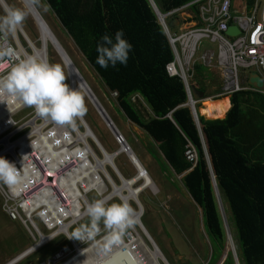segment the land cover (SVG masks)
I'll return each mask as SVG.
<instances>
[{
    "label": "built area",
    "instance_id": "2783aa9c",
    "mask_svg": "<svg viewBox=\"0 0 264 264\" xmlns=\"http://www.w3.org/2000/svg\"><path fill=\"white\" fill-rule=\"evenodd\" d=\"M234 5L235 0H190L165 12L158 10L156 15L173 55L165 70L168 76L180 78L187 94L185 105L196 112L198 103L205 99L194 100L190 90V79L196 63L206 70L215 69L218 72L219 92L210 97H230L233 93L246 90L264 94V90L248 83L251 72L264 79V0H255L251 6H248L247 0H241L239 9ZM173 20L177 23L171 27L169 23ZM232 25L238 30L227 35L226 30ZM14 41L12 43L6 36L0 35V53H6L0 54V77L24 58L17 44L18 41L22 47L21 42L17 37ZM14 46L18 48L17 51ZM66 68L70 75L67 65ZM79 82L85 83L83 80ZM79 90L87 95L90 103L103 116L119 145L109 155H116L119 150L127 156L131 154L125 137L95 95L92 99L84 87L80 86ZM109 93L113 98L118 96L117 91L109 90ZM130 100L133 103L139 100L143 102L139 94H133ZM28 107L11 99L5 104L0 103V155L16 162L18 168L23 158V169L28 170L29 176L15 195L7 186L0 185L1 208L10 220L19 221L33 239L29 247L7 264H20L52 245L56 248L49 255L28 264H170L153 254L155 247L138 232L135 234L138 237H132L133 243L130 242L126 235L130 234L132 227H129V232H124L119 243L113 244H108L104 239L106 231L102 225L91 240L81 241L70 237L87 218L85 208L90 203L87 195L94 192L98 199L103 198L112 187L113 176L108 170L114 171L117 177L120 173L111 163L100 164L107 151L93 134V137L86 136L85 141L79 138L77 131H87L84 118L83 122L78 119L77 127L73 129L68 125L56 124L31 107L30 112L16 120L15 117ZM202 145L206 153L203 139ZM184 155L192 169L198 155L190 142ZM205 155L208 158L207 153ZM94 164L98 166L93 167ZM212 178L214 180V175ZM113 181L116 182L115 179ZM132 204L137 207L134 201ZM35 219L47 233L39 228ZM131 243L130 251L125 245ZM119 247L127 253L123 257L117 255Z\"/></svg>",
    "mask_w": 264,
    "mask_h": 264
},
{
    "label": "trees",
    "instance_id": "16d2710c",
    "mask_svg": "<svg viewBox=\"0 0 264 264\" xmlns=\"http://www.w3.org/2000/svg\"><path fill=\"white\" fill-rule=\"evenodd\" d=\"M44 1L103 84L118 92L117 102L126 117L154 140L163 168L183 174L191 167L184 155L186 145L190 142L195 147L197 163L181 180L204 219L212 260L221 257L227 238L211 183L214 175L235 226L239 264H264V94L246 90L233 93L230 101L227 95L210 98L199 106L197 124L185 105L182 81L165 70L173 55L149 0ZM188 1L154 0L161 12ZM254 1L247 0L248 6ZM121 29L132 44L127 64L101 68L96 63L97 42L103 34L114 36ZM204 70L196 63L193 76L203 75ZM193 76L190 85L203 92ZM133 94H139L149 107L147 119L130 100ZM221 264H235L232 250Z\"/></svg>",
    "mask_w": 264,
    "mask_h": 264
},
{
    "label": "rangeland",
    "instance_id": "374dc122",
    "mask_svg": "<svg viewBox=\"0 0 264 264\" xmlns=\"http://www.w3.org/2000/svg\"><path fill=\"white\" fill-rule=\"evenodd\" d=\"M6 2L10 3L11 6H23L21 0H6ZM33 5H35L38 11L41 12V18L44 19L50 31L64 49L68 59L79 71L80 77H78V79L83 80L86 85H88L91 92L95 95L98 102L105 108L115 126L118 128L122 136L125 137L139 161L148 171V175L153 180L155 189L150 187L143 188L136 196V199L139 202L137 207L139 208L140 205L142 211L140 217L141 223L165 259L170 264H219L223 255L228 251L232 250L237 256L238 245L235 239V226L231 219L229 207L225 201L221 199L220 194L217 193V198L219 197L220 200H218V208H220L219 210L222 213L227 238L221 257L217 260H212L213 247L206 237L204 219L202 218L198 206L192 200L189 193H187L181 180L182 175H177L169 169L163 170L161 161L154 153V144H152V142L150 143L147 137L137 135L133 131L132 125L129 123L117 102V98L110 96L108 88L103 84L82 52L74 44L73 40L47 3L44 0H36ZM240 5L241 0H235L234 7L239 9ZM0 14H2V9H0ZM21 28L28 37H26V40H30L28 43L18 31H16V36L13 34L7 35V39L14 43V38L17 37L21 42L25 53H28L29 55L33 54L32 49L29 47L32 43L34 47L33 49H42L45 60L52 63H61L68 75L66 64L60 56L57 48H55L51 42H48L46 46H43L39 40V30L31 13H29ZM25 30H27L30 35H28ZM14 50L17 51L18 48L14 46ZM194 78H197L200 82V85L203 88V97L205 99L208 100L213 98L210 96L219 92L220 79L217 70H204L203 75ZM65 82L69 84V75ZM80 92L82 93L87 106V112L83 117L86 124L92 130L93 134L104 149L108 152H114L119 148V145L116 143L113 133L106 126L104 119L102 118L103 116H101L93 104L90 103L87 95L82 91ZM207 100L202 102H206ZM198 104L199 105L196 106L197 110L202 103L199 102ZM135 105L144 119H147L151 115L147 105L145 107L140 101L136 102ZM31 109V107L23 109L15 119H20L30 112ZM198 115L200 114L198 113ZM203 117L205 119H210L205 116ZM114 162L119 172L122 173L123 178H130L135 174V168L124 152L116 155ZM108 171L110 172L111 170ZM110 175L113 176V180L115 179L117 182L114 181L116 183L114 185L120 184L121 179L119 181L114 171L110 172ZM212 181L216 182L215 178L214 180L212 178ZM137 182L140 183L141 180ZM115 195L116 193L113 194V196ZM87 196L90 202L98 199V196L94 192L89 193ZM114 199L119 198L118 196L113 197L109 202ZM128 201L137 202L135 199H129ZM1 203L2 201L0 197V264H7L11 258L29 247L33 243V239L28 235L27 231L22 227L19 221L10 220L6 216L2 211ZM131 205L133 208L137 209L134 204L131 203ZM138 210L139 209L136 211ZM35 221L39 228L44 233H47L41 223L36 219ZM87 222L88 218H85L82 224H86ZM129 231V228L125 230L126 233ZM144 234L142 235L141 233L142 237L145 240L147 238L150 241L151 239L149 236L146 235V233ZM54 248L56 247L53 245L49 246L20 264H28L29 262H35L37 259L44 258L49 255Z\"/></svg>",
    "mask_w": 264,
    "mask_h": 264
},
{
    "label": "clouds",
    "instance_id": "9594fccd",
    "mask_svg": "<svg viewBox=\"0 0 264 264\" xmlns=\"http://www.w3.org/2000/svg\"><path fill=\"white\" fill-rule=\"evenodd\" d=\"M35 2L36 0H23V6H10L6 0H0V35H14L23 25ZM131 49L132 44L124 37L122 29L117 30L114 36L105 33L96 45V63L101 68L126 65ZM67 76L61 63L29 55L0 77V103L5 104L9 99L19 101L23 105L34 107L37 113L56 124L75 129L78 119L83 122L87 106L82 93L65 82ZM23 163L22 158V165L18 168L16 162L0 155V185L7 186L13 195L20 191L29 178L28 170L23 169ZM85 214L88 222L82 224L70 237L81 241L91 240L102 225L106 231L104 239L108 244L119 243L125 230L138 219L136 209L127 200L119 199L111 202L103 198L95 199L86 205Z\"/></svg>",
    "mask_w": 264,
    "mask_h": 264
},
{
    "label": "bare ground",
    "instance_id": "6f19581e",
    "mask_svg": "<svg viewBox=\"0 0 264 264\" xmlns=\"http://www.w3.org/2000/svg\"><path fill=\"white\" fill-rule=\"evenodd\" d=\"M21 1L23 2V0H21ZM30 13L32 14L33 18L36 21V24H37V27H38V30H39V34H40L39 40L41 41V43L43 44V46H46L48 44V42H51L55 46V48H57L60 51V48H58L57 43L54 42V39H56V38L54 37V35L51 34L52 32L50 33V29H49L48 25L44 23L45 21L44 22L42 21V19L40 18L41 16H39L38 13L36 12V10L34 8V5H32L31 10H30ZM45 25H47V28H48L49 31L47 30V28L45 27ZM16 31H18L19 33H21L23 35V37L25 38V40H26L27 35H25L26 33L24 32V30H22L21 27H19ZM14 35L16 36V32H15ZM29 41L26 40L27 43ZM17 44H18L19 48L21 49L22 54L24 53V56L25 57L29 56L28 53H25V50L24 51L22 50V47L20 46V44H19L18 41H17ZM29 47L32 49V52H33V54H31V56H34L37 59L45 60V58L43 56V53H42L43 52L42 49H40V50L33 49L34 47H33L32 43H31V45ZM59 54L62 57V59L65 62V64L67 65V67L69 69V72L71 73L69 75V86L70 87H73V88H76L77 90H79V87L82 86V87H84L86 89L87 92H89L90 91V88L88 87V85H87V87L85 85H82V84H86V83L79 82L78 77H80V74H77V72L71 66L70 61L66 58V56L63 54V52L60 51ZM89 95L93 99L92 92H91V94L89 93ZM96 103H98V102H96ZM77 134H78V136H79L80 139H83L82 141H85L84 139L86 138V136L93 137L91 135V134H93V132L89 128L88 125H87V131H85V133L83 131H81V132H78L77 131ZM43 137H45L44 134H43ZM56 139H57V137L54 138V140H56ZM66 139H68V137ZM120 152H122V151L119 150L116 155L120 154ZM128 156H129V159L131 160V162H132V164H133V166L135 168V171H136L135 174L133 176H131L130 178H125V177L123 178V176L121 175V173H120V175L117 174L118 177H119V179H121V182L118 185H114L116 183L113 181V178L111 177L112 187H111L110 190L107 191V194L103 197V199L109 200L112 197L118 196V198L120 200H127L128 201L129 199H135L137 201L136 196L138 195V193L143 188L150 187L152 189H155L154 188L155 186H154L153 181L151 180V178L148 175V173L145 172V168L142 167L141 164L138 162L137 158L133 154L131 155L129 153H128ZM112 157H113V155H110L109 156V152L108 151H107V153L104 152V157H103V159H100V164H103L105 162H107L109 164L111 163L112 167L114 168V162L112 161ZM97 166H98V164H94L93 165V167H97ZM139 180H141L140 183L137 182ZM114 193H116L115 196H113ZM132 202L133 201H130L129 203L131 204ZM135 203L138 206V202H135ZM137 209H139L138 211H136V216H137L138 219H137V222L135 224L136 225L138 224V225L136 227H134L132 225L131 226L132 227V230H131L130 234H127L126 235L127 238L130 239V242H132V243H133V240L131 238L132 237H134V238L138 237V236L135 235L136 232H138L139 234L142 233V235L144 233H147V230L144 228V226H143V224L141 223V220H140V217L142 215L141 214L142 211H141L140 206ZM137 229H139V230H137ZM144 236H145V234H144ZM150 239H151V237H150ZM151 240L149 241L150 244H152ZM132 243L131 244H128V245H125V248L131 251L132 250ZM117 250H119V252H118L117 255L121 254L118 257H123L124 254H127L124 251V248H122V247L117 248ZM152 252H153V254L157 255L159 258H165L162 255L161 251L159 249H157V248L153 249Z\"/></svg>",
    "mask_w": 264,
    "mask_h": 264
},
{
    "label": "water",
    "instance_id": "95a60500",
    "mask_svg": "<svg viewBox=\"0 0 264 264\" xmlns=\"http://www.w3.org/2000/svg\"><path fill=\"white\" fill-rule=\"evenodd\" d=\"M149 2H150V4H151V6H152V8H153V10H154V12H155V14L157 15V13L159 12L158 10V7H157V5H156V3L154 2V0H149ZM34 8H35V10H36V12L38 13V15L39 16H41L40 15V13H39V11L37 10V8L35 7V5H34ZM41 18V17H40ZM42 19V18H41ZM42 21L44 22V19H42ZM45 23V22H44ZM177 23V21L176 20H173V21H171L170 23H169V25L171 26V27H173L175 24ZM46 24V23H45ZM45 27L47 28V25H45ZM47 30H48V28H47ZM237 27L236 26H234V25H232V26H230V27H228V29L226 30V34L227 35H232V34H234V33H236L237 32ZM49 31V30H48ZM50 33H51V31H50ZM52 35H53V33H51ZM54 42H56L57 43V46H58V48H60V51H62L63 52V54L66 56V58L68 59V56H67V54L65 53V51H64V49L62 48V46L60 45V43L58 42V40L57 39H54ZM58 50V49H57ZM59 51V50H58ZM59 51V52H60ZM69 60V59H68ZM70 61V60H69ZM70 64H71V66L75 69V71L76 72H79L78 70H77V68L73 65V63L70 61ZM79 74V73H78ZM248 83L252 86V87H254V88H257V89H261V90H264V79L263 78H261L257 73H255V72H251L250 74H249V79H248ZM86 87H87V85L86 84H84ZM190 90H191V93H192V96H193V99L195 100H201V99H203V92H201L200 90H198V89H196L195 88V86L194 85H190ZM89 93L91 94V91H89ZM94 98V97H93ZM100 106V105H99ZM101 107V106H100ZM191 110V113H192V116H193V118H194V121H195V123H197V121H198V119H197V112L196 111H194V109H190ZM101 111L103 112V110L101 109ZM105 117H106V115H105ZM95 137V136H94ZM96 138V137H95ZM205 152V151H204ZM206 154V153H205ZM110 155H113V157H112V161H113V158H114V156H115V153H112V154H110ZM109 155V156H110ZM131 155H132V153H131ZM208 160V159H207ZM208 164H210L209 163V161H208ZM114 168H115V166H114ZM209 168H210V165H209ZM213 176V175H212ZM211 181H212V177H211ZM212 186H213V188H214V191H215V193H216V197L218 196L217 195V186H216V182H213L212 181ZM219 197L217 198V203H218V205H219ZM220 209V208H219ZM222 214V213H221ZM147 234V233H146ZM148 235V234H147ZM149 236V235H148ZM149 238H150V236H149ZM151 242H152V246H154L155 248H157L158 249V247H156V245H155V243L151 240ZM232 254H233V257H234V260H235V264H239V262H238V259H237V256H236V254H235V252L233 253V251H232ZM227 256V252L223 255V260L225 259V257ZM166 260V259H165ZM222 263V262H221Z\"/></svg>",
    "mask_w": 264,
    "mask_h": 264
},
{
    "label": "crops",
    "instance_id": "0c3cea01",
    "mask_svg": "<svg viewBox=\"0 0 264 264\" xmlns=\"http://www.w3.org/2000/svg\"><path fill=\"white\" fill-rule=\"evenodd\" d=\"M93 94V93H92ZM219 99H221L220 97H218ZM223 98V97H222ZM205 100H207V99H204L203 101H205ZM140 101V100H139ZM229 101H230V97H229ZM145 107H146V105L147 104H145V102H144V100H143V102L142 101H140ZM202 104H201V107L202 106H204V103L205 102H201ZM148 107V106H147ZM230 107H231V103H230ZM199 108V107H198ZM124 113V112H123ZM226 114V113H225ZM126 116V115H125ZM128 119V118H127ZM128 121H129V123L132 125V129H133V131L137 134V135H140V136H142V137H147L148 138V140H149V142L151 143L152 142V144H154V146H155V148H156V144L154 143V140L146 133V131H144L143 129H141L138 125H136L134 122H132V121H130L129 119H128ZM127 141V140H126ZM99 142V141H98ZM100 143V142H99ZM128 143V142H127ZM101 145V144H100ZM129 145V144H128ZM102 146V145H101ZM130 146V145H129ZM103 147V146H102ZM104 148V147H103ZM131 148V147H130ZM155 150V149H154ZM131 151H132V154L137 158V156L135 155V153H134V151L132 150V148H131ZM122 152H120V154H121ZM155 153V152H154ZM119 155V154H118ZM116 156V155H115ZM115 156H114V158H113V162H114V159H115ZM163 157V156H162ZM130 160V159H129ZM137 160H138V162L141 164V166L142 167H144L143 166V164L139 161V159L137 158ZM131 161V160H130ZM132 163V162H131ZM114 166H115V168H116V170L119 172V170H118V168H117V166H116V164H115V162H114ZM145 168V167H144ZM145 170H146V168H145ZM163 170H166V168H163ZM169 170H172L170 167H169ZM191 169L189 168L187 171H185L183 174H181L182 175V177L184 176V174H186L188 171H190ZM173 171V170H172ZM110 172H112V171H110ZM146 172L148 173V171L146 170ZM174 172V171H173ZM119 173H121V172H119ZM175 173V172H174ZM149 174V173H148ZM121 175H122V173H121ZM152 180V179H151ZM153 181V180H152ZM154 183V182H153ZM155 185V184H154ZM186 189V188H185ZM187 191V190H186ZM188 193V192H187ZM190 195V194H189ZM191 197V196H190ZM193 200V199H192ZM226 203V202H225ZM227 204V203H226ZM227 206H228V204H227ZM152 239V238H151ZM165 259V258H164ZM224 260H223V257H222V260L220 261V263L219 264H221V262H223Z\"/></svg>",
    "mask_w": 264,
    "mask_h": 264
}]
</instances>
